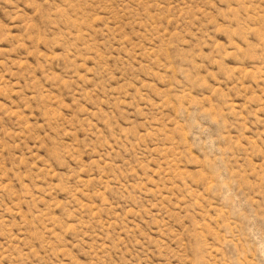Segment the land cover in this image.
Here are the masks:
<instances>
[{
  "label": "rangeland",
  "instance_id": "1",
  "mask_svg": "<svg viewBox=\"0 0 264 264\" xmlns=\"http://www.w3.org/2000/svg\"><path fill=\"white\" fill-rule=\"evenodd\" d=\"M0 264H264V0H0Z\"/></svg>",
  "mask_w": 264,
  "mask_h": 264
}]
</instances>
